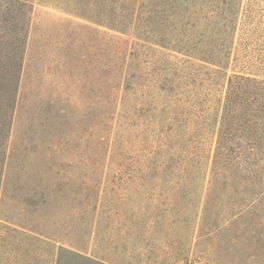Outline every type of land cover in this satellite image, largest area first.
<instances>
[{
    "label": "rangeland",
    "instance_id": "rangeland-1",
    "mask_svg": "<svg viewBox=\"0 0 264 264\" xmlns=\"http://www.w3.org/2000/svg\"><path fill=\"white\" fill-rule=\"evenodd\" d=\"M29 4L0 76V264H264V211L207 196L216 166L264 167V0Z\"/></svg>",
    "mask_w": 264,
    "mask_h": 264
},
{
    "label": "trees",
    "instance_id": "trees-1",
    "mask_svg": "<svg viewBox=\"0 0 264 264\" xmlns=\"http://www.w3.org/2000/svg\"><path fill=\"white\" fill-rule=\"evenodd\" d=\"M30 0H0V76L4 77L5 74H11L12 68L20 69L23 62V56L20 51L19 42L23 41L26 36L27 29L31 22H29V15H27L31 9L29 4ZM38 62L42 63V74H39V70H34L32 73L35 75L46 76L49 75L47 70L52 67L55 59H49V57H38ZM50 64V65H49ZM58 72L57 70L51 72V75ZM226 117L223 119L225 120ZM225 141L230 140L224 137ZM215 158H219L218 151H215ZM244 160V166L242 167V177L238 183L234 179L228 180L222 175V170H214L211 175V181L209 182V199H213L216 196V192H221L222 187L225 186V193L227 198L230 199V203L233 208L238 211L237 215L240 218H247L249 213L258 209L260 211L264 202V167L254 161ZM218 165V164H217ZM238 174L235 175L237 178ZM241 176V175H240ZM261 214H264L262 212ZM253 216V215H252ZM257 218L254 221V225L261 224L262 215H256Z\"/></svg>",
    "mask_w": 264,
    "mask_h": 264
}]
</instances>
